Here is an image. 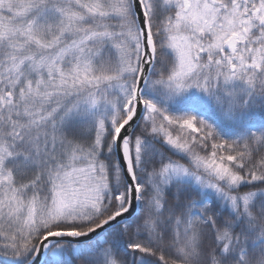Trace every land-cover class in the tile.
Masks as SVG:
<instances>
[{
    "label": "snow or ice",
    "instance_id": "snow-or-ice-1",
    "mask_svg": "<svg viewBox=\"0 0 264 264\" xmlns=\"http://www.w3.org/2000/svg\"><path fill=\"white\" fill-rule=\"evenodd\" d=\"M0 264H264V0H0Z\"/></svg>",
    "mask_w": 264,
    "mask_h": 264
}]
</instances>
